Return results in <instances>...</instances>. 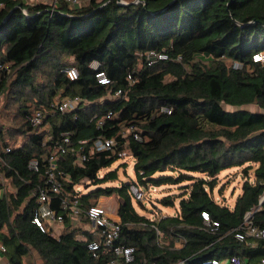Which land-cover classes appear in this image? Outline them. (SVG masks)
Segmentation results:
<instances>
[{"label": "trees", "instance_id": "trees-1", "mask_svg": "<svg viewBox=\"0 0 264 264\" xmlns=\"http://www.w3.org/2000/svg\"><path fill=\"white\" fill-rule=\"evenodd\" d=\"M148 51H164L168 60L149 64ZM258 54H264V0H88L75 7L0 0V96L17 104L19 119L7 135L0 126V179L8 181L4 192L0 183V244L8 264H35L33 251L42 264H109L111 253L95 259L88 252L96 238L83 212L111 196L119 199V242L135 250L131 264H202L233 256L256 264L264 243L248 245L231 231L247 214L264 228V64L253 63ZM93 62L109 85L96 82ZM66 67L77 70L76 80L64 75ZM75 97L80 102L70 111L51 107L56 99ZM36 110L44 117L34 128L28 117ZM62 134L72 151L57 161L63 176L50 203L62 220L59 231L52 234L48 225L52 231L41 233L33 212L39 190L47 188L48 156ZM13 135L22 142L9 144ZM97 138L114 139L115 146L95 151ZM78 154L86 161L78 162ZM123 154L133 159L136 181L108 185L117 170H105ZM32 160L37 172L28 169ZM233 168L242 169L244 181L229 207L213 192L219 175ZM167 171L179 175H163ZM183 180L189 183L177 195L156 202L176 208L174 216L152 209L150 220L133 207L131 184L147 189ZM83 183L91 187L86 193L79 189ZM75 198L77 220L60 208L62 200ZM203 211L219 223L216 231L204 227Z\"/></svg>", "mask_w": 264, "mask_h": 264}, {"label": "built area", "instance_id": "built-area-1", "mask_svg": "<svg viewBox=\"0 0 264 264\" xmlns=\"http://www.w3.org/2000/svg\"><path fill=\"white\" fill-rule=\"evenodd\" d=\"M24 1V0H23ZM45 2V0H40ZM88 0H48V3L54 5L55 3H64L70 7L81 6L85 4ZM179 59V58H178ZM145 60L149 64H155L157 62L168 60V55L162 52L148 51L145 54ZM253 63L264 64V54H258L253 57ZM94 64V66H93ZM92 69H94L95 74L94 78L96 82L100 85H109L110 80L108 79L105 72L98 70V64L93 62L91 64ZM249 69V67H247ZM64 75L70 80L74 81L77 79L78 73L74 67H66L63 69ZM120 91L115 92L114 96H119ZM80 99L75 98H61L60 100L56 99L51 104L53 109H57L60 112H67L74 109ZM161 112L169 113V109L162 107ZM110 113L105 117L109 118ZM43 112L36 110L28 117L29 123L32 127H38L43 120ZM104 118H101L96 121V128H100L103 125ZM133 139L137 142L141 141V137L132 127L127 129ZM62 138L59 141H56L53 146L50 155L48 156V167L45 171V184L46 187L44 190H39L37 194V206L34 209L32 223L40 230L41 233L55 232L54 226L59 225L62 217L58 211L53 209L50 205L52 201V195L58 194L60 190V179L63 176L61 171L57 170V161L61 159L68 151H72L71 142L68 135L62 134ZM80 144H86L85 140L79 142ZM115 146L114 139H100L97 138L93 142V149L95 151H105L111 149ZM9 148L6 149V152H9ZM78 162L86 161V156L84 154L77 155ZM28 169L32 172L38 171V162L32 160L28 163ZM0 183L3 185L2 191L8 187V181L4 178L0 179ZM79 190V189H78ZM149 190V188H148ZM129 192L137 201H141L144 198V193L140 190L135 184H131L129 187ZM262 201V199H261ZM62 211L66 212L69 217L73 220L80 219V210L78 207L77 199L75 198L72 201L62 200L60 204ZM84 216L87 218L89 224L92 226L94 231H89L96 239L87 243V250L91 256L97 259L101 254L111 253L114 257V260H111L109 264H131L134 262L135 250L133 247L122 245L119 240L122 234L121 226L118 220L112 217V214L109 211L101 206L96 204L89 207L83 212ZM152 215L150 220H152ZM202 223L204 227L208 228L211 231H216L219 227V223L216 220H212L209 214L206 211L200 213ZM251 214H247L243 222L231 232L234 235V238L240 242H245L248 245H253L255 242L264 243V228L258 227L252 223ZM50 225L52 230L50 229ZM157 234L159 233L156 230ZM5 248L0 244V253L4 254ZM154 264V263H149ZM202 264H246L241 258L233 256L230 259L225 261L219 260L217 258H211L204 260ZM256 264H264V251L263 255L259 258Z\"/></svg>", "mask_w": 264, "mask_h": 264}, {"label": "rangeland", "instance_id": "rangeland-1", "mask_svg": "<svg viewBox=\"0 0 264 264\" xmlns=\"http://www.w3.org/2000/svg\"><path fill=\"white\" fill-rule=\"evenodd\" d=\"M48 2V1H47ZM94 66V64H93ZM252 68L253 65H250ZM250 68V69H251ZM16 106L8 97L5 95L0 96V126L3 128V132L8 133V128L18 127L16 123L19 121L18 118L14 120V116L16 115ZM225 110L231 111L232 108L223 106ZM247 110L257 111L256 107L247 106L244 107ZM12 139L8 140L9 144H20L23 138L20 135H13ZM126 165L125 167L123 165ZM117 170V180L114 182L108 183V185L118 186L121 182L128 183L130 181H136V177L133 171V159L132 157L128 156L127 154H123L109 169V170ZM105 171H102L100 175L104 174ZM187 175H191L197 177L198 174L196 173H185ZM165 176H172L173 178H177L179 173L178 172H165L163 173ZM250 179H252V174L250 173ZM244 181V177L242 175L241 168H233L230 170H226L219 175L218 185L214 189V198L218 203H224L229 207H232L235 198L241 193V185ZM188 180H183L181 184L177 185H163L161 187H149L146 189L145 187H139L140 190L144 193V198L141 201H137L132 198V205L140 215L149 216V211L155 210L156 213H160L159 215L166 214L167 216H174L176 214V208H169V207H162L158 205L156 202L161 197L170 194V195H177L179 193V187L188 184ZM86 183H83L82 186H79L81 192L86 193L91 187H85ZM221 190L222 195L218 194V190ZM264 197V196H263ZM262 197V199H263ZM119 203V199L116 196L111 197H102L97 201V204L105 207L110 214H114V210L117 208ZM155 206H154V205ZM89 227V226H87ZM86 227V228H87ZM59 226L55 225L54 230L56 231ZM57 232L55 236H57ZM31 261L35 264H42L41 260L39 259L38 255L33 251L31 254Z\"/></svg>", "mask_w": 264, "mask_h": 264}, {"label": "crops", "instance_id": "crops-1", "mask_svg": "<svg viewBox=\"0 0 264 264\" xmlns=\"http://www.w3.org/2000/svg\"><path fill=\"white\" fill-rule=\"evenodd\" d=\"M25 2H28V3H34V2H41L40 0H24ZM48 0H45V2H47ZM116 210V209H115ZM114 210V211H115ZM149 216H151L152 215V211L150 210L149 211ZM162 217H166L167 215L166 214H162L161 215ZM112 217L114 218V219H116V220H118V218H117V216L115 215V212H114V214L112 215ZM88 231H94V229L92 228V226L91 225H89V227H87L86 228ZM0 264H8V262H7V260H6V258H5V256L3 255V254H1L0 253Z\"/></svg>", "mask_w": 264, "mask_h": 264}, {"label": "water", "instance_id": "water-1", "mask_svg": "<svg viewBox=\"0 0 264 264\" xmlns=\"http://www.w3.org/2000/svg\"><path fill=\"white\" fill-rule=\"evenodd\" d=\"M119 4L125 5L123 2L119 1ZM20 7V6H19ZM264 200V197L262 199V201ZM261 203V202H260Z\"/></svg>", "mask_w": 264, "mask_h": 264}]
</instances>
